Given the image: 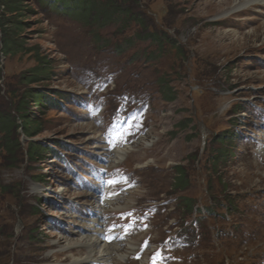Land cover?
<instances>
[{"label":"rangeland","instance_id":"obj_1","mask_svg":"<svg viewBox=\"0 0 264 264\" xmlns=\"http://www.w3.org/2000/svg\"><path fill=\"white\" fill-rule=\"evenodd\" d=\"M223 1L119 0L120 7L133 11L137 19L127 34H159L179 47L183 58L167 47V40L161 42L160 52L149 40L137 39L122 55L98 53L75 23L60 20L46 26L39 16L21 19L27 47L55 68L49 80L32 87L64 93L49 95L57 107L49 103L42 116L40 107L29 102V112L40 117V132L30 138L21 135L19 162L12 169L0 167V184L10 187L0 188V264H73L81 247L62 249L65 239H76V232L84 231L94 218L86 214L94 210L93 190L81 175L85 163H96L95 155L109 161L102 143L105 133L115 134L108 129L109 119L128 113V126L113 139L118 141L114 145L128 148L118 166L130 182L116 185L110 180L103 194L120 203L104 205L97 216L102 223L111 215L120 235L127 236L122 246L131 240L133 248L111 264H148L151 249L159 250L170 264L174 259V264L262 260L264 6L226 12L229 7L221 9ZM228 1L232 6L240 0ZM36 60L31 53H0L1 109L9 105L6 94L18 90L17 79ZM161 79L171 100L161 94ZM101 80L107 86L99 84ZM67 97L73 99L66 101ZM93 102L102 108L101 115L92 109ZM233 103L243 113L233 115ZM231 133V138L225 137ZM29 141L53 151L45 149L29 158ZM114 163L89 168L107 176L124 174L111 172ZM176 166L187 179L182 192L171 187ZM132 182L131 190L119 194ZM175 196L191 198L199 212L180 211L172 200ZM155 200L158 203L151 204ZM142 213H147L146 219L139 218ZM187 234L194 236L193 245L188 238L187 244L178 241ZM142 241L146 248L135 260Z\"/></svg>","mask_w":264,"mask_h":264},{"label":"trees","instance_id":"obj_2","mask_svg":"<svg viewBox=\"0 0 264 264\" xmlns=\"http://www.w3.org/2000/svg\"><path fill=\"white\" fill-rule=\"evenodd\" d=\"M24 16H39L41 22L45 23L46 26L52 25L53 21L57 19L75 23L89 36L90 42L98 52L108 51L112 54L122 55L127 48L133 46L137 39L149 40L151 45L156 46L155 50L157 52L162 45V38L158 34L145 31L144 34L136 36L134 32L133 35L126 33L129 25L137 19H134L135 14L133 11L129 12L120 7L119 0H0V53L3 56L31 53L35 58H38L36 64L17 79V89L21 88V90L7 93L9 105L4 109L0 107V167L8 169H12L17 165L19 157L23 153L21 135L30 138L40 132V117L29 112V102L37 104L38 108L40 107L39 110L42 116L45 114L49 103L57 107V103L52 101L53 99L51 100L50 96H61L62 94L60 90H50L45 86L32 87V84L36 85L49 80L55 68L46 57L40 56L35 48L29 49L27 47L21 33L25 27L23 20H21ZM108 29L111 30L108 31ZM167 47L174 48L178 57L183 58L179 47L169 41ZM1 73L0 68V80L2 78ZM158 84L162 96L171 100L172 97H170L166 81L161 79ZM1 100H3V97H0V102ZM4 104L6 103L4 102ZM236 105L237 103L232 105L234 109L236 108L233 110V115L241 109ZM231 136L232 134L225 137L231 138ZM27 144L25 151L29 158L40 155L45 149L53 151L51 148L40 147L34 144L33 141H29ZM222 151L224 152V150ZM220 154V157H222V152L218 155ZM218 155L215 159H218ZM211 164L212 167L216 166L215 161H212ZM174 170L176 173L172 187L182 192L187 186L184 170L180 166L174 167ZM8 186L9 184H0L2 189L10 188ZM176 206L185 213L199 212V208L189 197H176ZM185 220L188 221L189 219ZM188 222L191 223L192 221L189 220Z\"/></svg>","mask_w":264,"mask_h":264},{"label":"bare ground","instance_id":"obj_3","mask_svg":"<svg viewBox=\"0 0 264 264\" xmlns=\"http://www.w3.org/2000/svg\"><path fill=\"white\" fill-rule=\"evenodd\" d=\"M220 3L222 5L221 9L222 8L226 9L229 7L226 12L239 8L241 12H248L251 11L253 8H259L260 6H264V0H240L232 6L230 5V2L228 0ZM225 5L228 7H224ZM242 7L244 8L241 9ZM89 132L90 134H93L94 129L90 128ZM127 150L128 148L125 147L123 148L115 147L109 153V158L111 159L112 162H118L119 159H121L122 154L125 153ZM261 151L264 154V139L261 146ZM94 203H97V200ZM114 203L118 205L120 201L118 199L116 200L107 199L104 205L108 204V206L110 205L111 207H113ZM104 205L99 206L100 209H104L106 207ZM86 226L87 227L85 228L84 231L76 232L77 233L76 239H73L71 241L65 239L64 246L62 247V249L63 248L67 249L74 245L81 247L80 248L81 250H79L78 252L79 255L73 259L74 264H96L98 262H100L101 264L104 263L109 264L115 258L120 259L122 255H124V252L127 249L133 248V243L131 240L127 241V243H125L124 246H122L121 243H114V242L106 244L105 241L101 238L103 229L99 228L102 227V223H101V219L98 217L89 220L86 223Z\"/></svg>","mask_w":264,"mask_h":264}]
</instances>
